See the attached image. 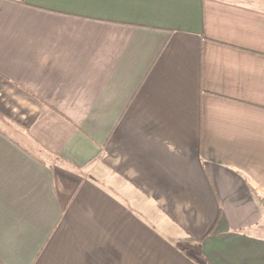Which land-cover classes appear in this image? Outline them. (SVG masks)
I'll return each mask as SVG.
<instances>
[{"label":"crops","instance_id":"0c3cea01","mask_svg":"<svg viewBox=\"0 0 264 264\" xmlns=\"http://www.w3.org/2000/svg\"><path fill=\"white\" fill-rule=\"evenodd\" d=\"M0 264H264V0H0Z\"/></svg>","mask_w":264,"mask_h":264}]
</instances>
